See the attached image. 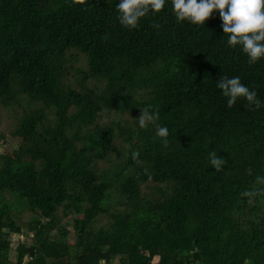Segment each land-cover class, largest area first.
Returning a JSON list of instances; mask_svg holds the SVG:
<instances>
[{
  "label": "trees",
  "instance_id": "1",
  "mask_svg": "<svg viewBox=\"0 0 264 264\" xmlns=\"http://www.w3.org/2000/svg\"><path fill=\"white\" fill-rule=\"evenodd\" d=\"M118 3L0 0V264H264V104L218 87L264 100V57L218 9L192 23L168 0L133 28Z\"/></svg>",
  "mask_w": 264,
  "mask_h": 264
},
{
  "label": "clouds",
  "instance_id": "2",
  "mask_svg": "<svg viewBox=\"0 0 264 264\" xmlns=\"http://www.w3.org/2000/svg\"><path fill=\"white\" fill-rule=\"evenodd\" d=\"M167 2L168 0H119L116 5L119 9L118 19L124 26L137 27L141 17L150 12L160 11ZM172 7L178 19L200 24H204L213 10L218 9L222 18V28L224 32L230 34L227 43L233 47L241 45L250 62L264 57V0H172ZM218 87L228 97L229 106L240 97H246L250 104L257 107L264 104V100L258 97L256 89L244 84L240 76L223 75L218 81ZM158 118V111L142 109L138 123L141 127H147L149 121L155 123ZM156 127L157 135L165 138L168 136L167 125L157 124ZM138 155V150L133 152L134 157ZM209 156L215 169H221L224 164L223 158L215 151L210 152Z\"/></svg>",
  "mask_w": 264,
  "mask_h": 264
},
{
  "label": "rangeland",
  "instance_id": "3",
  "mask_svg": "<svg viewBox=\"0 0 264 264\" xmlns=\"http://www.w3.org/2000/svg\"><path fill=\"white\" fill-rule=\"evenodd\" d=\"M3 129H6L5 126ZM8 143H11L10 140H8ZM5 144L1 145L0 149L3 150V148H5ZM8 147V146H7ZM256 203H257V208H256V211L258 209V212H257V217L256 219L262 215V213L264 212V199L263 198H257L256 199ZM247 213L244 211L243 212V215L242 216V221H246L250 218V216L246 215ZM244 223V222H243ZM70 239H73L74 235L73 233H70L69 236H68ZM9 240H10V250H9V260L13 262V260L16 259V254H17V245H18V242L19 240H28V238H21L19 235L17 234H10L8 236ZM29 241V240H28Z\"/></svg>",
  "mask_w": 264,
  "mask_h": 264
}]
</instances>
